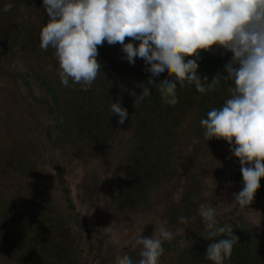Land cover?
<instances>
[{"label":"trees","instance_id":"1","mask_svg":"<svg viewBox=\"0 0 264 264\" xmlns=\"http://www.w3.org/2000/svg\"><path fill=\"white\" fill-rule=\"evenodd\" d=\"M8 3L12 4L11 10L0 11V63L4 55L13 56L14 70L23 86L28 91L36 87L52 136L48 146L58 161L62 156L78 166L98 156L118 161L119 188L112 196L105 193L115 209L144 203L155 188L174 178L180 150L174 136L181 127H187L186 138L204 141L209 148L218 142L216 138H205L200 120L207 118L212 108L222 107L229 98L227 89L231 82H222L216 91L203 94L194 85L181 88L177 84L175 106L165 103L156 86L151 85L148 86L151 95L135 104L130 91L139 94L141 88L137 85H147L151 73L145 71L146 65L138 73L136 60L133 65L124 59L126 54L120 44L109 45L105 41L98 46L101 73L90 89L82 90L81 84L65 87L58 75L55 50L49 47L44 51L39 46L41 28L49 20L43 0H0V9ZM231 55L215 47L212 51H201L197 74L207 76L209 82L216 73L226 75L224 65ZM166 77L167 72L153 79L159 83ZM117 100L128 112L122 125L118 123V115L111 113V104ZM13 141L6 152V165L9 173L25 180L18 193L30 208L24 215L13 198L0 193V264H109L107 259L96 257L92 245L85 248L74 228L81 220L80 215L66 187L60 183L56 188L47 182L49 173L40 174L21 144ZM233 176L238 193L244 186L239 159ZM263 193L264 178H261L254 199ZM192 231L195 235L192 244L179 249L172 259H165L169 244L163 243L160 264H214L205 256L213 241L208 238L204 223ZM233 234L239 237V242L224 264H264V256L255 243L239 230H233ZM222 238L226 234L214 239Z\"/></svg>","mask_w":264,"mask_h":264},{"label":"clouds","instance_id":"2","mask_svg":"<svg viewBox=\"0 0 264 264\" xmlns=\"http://www.w3.org/2000/svg\"><path fill=\"white\" fill-rule=\"evenodd\" d=\"M12 4L4 5L8 12ZM49 20L40 31L39 46L55 50L59 78L65 87L76 84L87 91L101 73L98 46L120 44L123 57L130 64L141 58L150 72L147 85H137L141 92L130 91L134 103L151 95L155 85L165 103H178L177 84L193 86L199 93L216 91L222 82H231L229 98L222 107L212 108L200 124L207 140L224 139L239 159L243 188L234 193L241 208L250 206L260 180L264 178V0H43ZM130 38L129 42H125ZM132 41H138V45ZM221 48L230 52L224 65L226 75L197 74L201 51ZM167 72L159 83L154 77ZM72 81V84L69 81ZM118 123L128 118L121 102L111 104ZM199 216L213 242L206 258L214 264L230 259L239 237L233 226L217 227L216 210L201 204ZM195 217L181 216L189 224ZM138 229L137 245L142 246L139 264H160L164 241L173 233L160 227L158 235H143ZM222 234L226 238L214 239ZM186 244L191 245L189 240ZM116 264H133L128 255L118 256Z\"/></svg>","mask_w":264,"mask_h":264},{"label":"rangeland","instance_id":"3","mask_svg":"<svg viewBox=\"0 0 264 264\" xmlns=\"http://www.w3.org/2000/svg\"><path fill=\"white\" fill-rule=\"evenodd\" d=\"M3 59L0 63V193L13 198L24 215L30 205L18 191L25 180L14 172L9 173L6 165V152L14 139L35 162L40 174L49 173L47 182L56 188L60 183L66 187L80 215L81 220L77 219L74 228L85 248L92 245L96 257L107 259L109 264H116V258L123 255H128L133 264H139L142 246L136 244L135 236L141 227L145 236L153 235L154 230L158 235L160 227L173 233L174 239L164 241L169 244L165 259H172L186 245V240H194L192 230L202 223L198 212L201 204L216 210L217 227L233 226V230L243 232L264 256V193L244 208L235 201L233 172L238 158L226 140L219 139L209 148L204 141L186 138L187 127H181L174 136L176 147H180L174 178L155 188L144 203L115 209L106 195L112 196L119 188L118 161H108L104 156L91 157L82 166L73 165L64 156L58 161L48 146L52 136L36 87L28 91L23 86L16 76L13 56L7 54ZM144 66V61L137 57V72L141 73ZM61 190H58L60 195ZM181 216L195 219L183 224L179 220Z\"/></svg>","mask_w":264,"mask_h":264}]
</instances>
